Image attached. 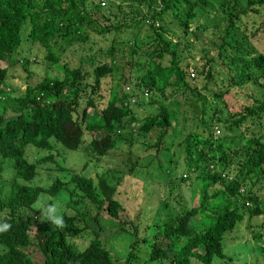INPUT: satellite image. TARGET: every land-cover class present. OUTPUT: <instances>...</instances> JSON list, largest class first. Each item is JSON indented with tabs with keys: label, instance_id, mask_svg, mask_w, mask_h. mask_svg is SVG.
Here are the masks:
<instances>
[{
	"label": "trees",
	"instance_id": "trees-1",
	"mask_svg": "<svg viewBox=\"0 0 264 264\" xmlns=\"http://www.w3.org/2000/svg\"><path fill=\"white\" fill-rule=\"evenodd\" d=\"M106 1L111 9L108 0H0V224H11L0 232V264H133L131 252L122 261L102 247L101 235L113 240L126 233L134 238L130 248L145 244L148 261L155 264L226 260L225 235L245 217L264 216V100L247 93L249 102L240 110L226 107L231 89L260 87L264 80V42L258 37L263 24L248 30L244 20L249 12L258 15L264 0H123L116 14L107 15L100 12ZM211 13H220L223 23L213 27L216 54L206 57L203 49L206 64L194 68L182 55L180 40L199 39ZM199 17L205 21L199 23ZM25 44L42 51V64L37 55L31 64L44 65L45 72L36 83H27L22 95L13 94L16 87L8 76L22 70L25 81L32 78L33 54L15 59ZM73 49L80 52L77 63L63 62ZM125 81L131 84L128 92L122 90ZM141 98L156 112L140 119L132 107H141ZM172 104L178 108H169ZM178 114L192 130L177 145L187 174L175 178L172 160L163 165L162 156ZM135 127L144 135L161 132L153 145L156 158L144 163L142 157L129 176L144 185L171 182L174 189L184 181L192 192L190 207L181 191L172 194V201L160 196L166 218L154 222L157 230L150 239L139 238L136 226L129 233L132 221L115 198L121 176L102 173L94 181L82 173L91 159L99 160L119 144L131 147ZM30 147L47 151L39 162L51 161L53 151L80 152L81 172L67 171V181L55 178L47 188L32 186L38 165L28 161ZM127 156L130 161L132 155ZM4 159L12 161L13 175L2 179ZM42 194L62 205L63 228L33 207ZM82 238L87 244L79 250Z\"/></svg>",
	"mask_w": 264,
	"mask_h": 264
},
{
	"label": "rangeland",
	"instance_id": "rangeland-1",
	"mask_svg": "<svg viewBox=\"0 0 264 264\" xmlns=\"http://www.w3.org/2000/svg\"><path fill=\"white\" fill-rule=\"evenodd\" d=\"M94 1L96 3H99V0ZM108 2L113 3L112 8L110 9L109 7H107L108 3L106 1L105 6L101 7L100 10V12H104L106 15L109 13L116 14L117 4L123 2V0H108ZM123 6H125V3ZM210 6L214 7V4L211 3ZM259 11L260 13L258 15L249 12L248 15L245 16L244 20L246 28H249L251 30H254L259 25L263 24V27L261 29L262 31L259 33L258 37L261 38V42H264V8H260ZM220 18V13H211L209 15L208 29L205 32H200V34H198L199 39L190 35L186 41L180 40V50L182 52V55L186 58L187 62H189L192 67H201L203 64H206L207 55L215 56L216 49L214 47V43L217 44L218 39L216 38L217 31H213V27L220 26L219 28H221V26H223V23L220 24ZM204 21L205 20H203L202 18H198L199 23H203ZM167 24L176 31L175 36L178 37L180 33H178L179 29L177 28L176 22H171L170 20V22H168ZM191 26L192 28H194L195 23H192ZM215 28L218 29V27ZM102 44L105 46L108 44V42L102 41ZM203 49H205L207 52L205 59L203 58ZM29 52L33 54V57H29L30 64L28 65V70L32 75V78H26L25 81L26 73H24L22 70H16L11 76H8V83L11 86L16 87L13 89V94L22 95L24 93L25 87L27 86V83L32 84L45 72L44 65H35L36 67L32 65L34 64V62H31L33 61L34 55H37L36 62L42 64V51L34 45L27 46V44H25L23 46V52H17L15 54V59L20 60L24 56H28L27 53ZM79 53L80 52L77 49L67 51L63 55V62H70L71 64L75 65L78 61ZM190 57L192 58V60H190ZM122 61L124 62L125 60ZM220 61L215 60L213 63L220 64ZM219 67H221V65L217 66L216 69L219 70ZM224 68L225 67H222L221 69ZM199 85L200 80L196 83L197 88ZM259 85L260 87H258L257 85L248 84L242 87H235L231 89L230 93L226 94V107H228L227 110L232 112L240 110L246 102H249V100L245 96L247 93L254 95L256 98L264 100L263 79L259 82ZM261 85H263V87H261ZM126 87L131 88V84L129 83V81L123 82L122 90L126 91ZM186 94L189 93L186 92ZM175 98L178 99V96L176 95ZM178 101L181 103L182 99H178ZM187 101L190 102L189 96H187ZM138 102L142 104L141 107L137 106L136 104L132 107L138 118L141 119L147 114H153L156 112V107H152L148 103H146V99L141 98L138 100ZM169 108L176 109L178 107L175 104H172ZM193 109V107H190L188 111L191 113ZM177 121L178 122L172 125L171 128H168L170 130L165 136L164 144L166 145V147L162 156V164L168 165L169 160H172L169 169L175 178H180L187 174V169L183 171L184 165L182 160V151L177 147V145L185 138L188 130H192V128L189 127L188 129L187 127H185V125L188 124L186 121L182 120L181 114H178ZM131 132L132 134L129 137L132 143L131 147H128L124 144H119L114 150L109 152L106 156L101 157L99 160H96V158L91 159L82 173H85V175H87L94 181H96L97 177L102 173L108 174L113 172L114 174H117V176H121L122 181L117 187L115 198L119 200L120 204L122 205L124 216L127 215L132 221L128 223L129 233H131V231L133 230V226H136L138 229L139 238L145 237L150 239L157 230L155 227L153 228L154 222L161 220V222L163 223L164 219L166 218V212H163L161 210L162 200L160 196L165 198L166 200L167 197H169V201H172V194L176 195L179 193V191H181L182 193L180 197L186 204V207H190V205H193L191 202L192 192L191 189L187 186V183H184V181H181L180 183L178 182L176 188L174 189L171 186V182H157L155 180H152L149 181L151 183L144 185L145 182L129 176L131 174L129 173L130 169L132 168L131 171L135 172L134 170L137 169V165L142 163V157L143 159H146L144 163L149 162V160L147 159L156 158L153 145L157 141V137L159 136L161 130L154 129V131L152 130L150 133L144 135L139 133L137 131V127H135V131L133 128V131ZM220 134H222V131H220ZM41 151L42 152L37 153L34 151L33 147L28 148V161L34 162L38 165L37 175L30 182L32 186H42L47 188L51 181L55 178L67 181L71 176V174L67 171L70 172L71 170L72 172H81V167L84 162L82 153L77 151L64 150L59 154L57 151H53V159L51 161L48 160L39 162V158L48 155L47 151ZM148 153H150L151 155H148ZM127 155H132V159L130 161H127ZM135 159L137 164H135L134 162ZM58 166L63 167L65 171H57L56 168ZM1 169L2 179L10 178L13 175L12 161L10 159L2 160ZM149 169L153 168L149 167ZM152 175L158 176V173L154 172ZM38 203H42L45 205L58 204L60 211L62 210V205L55 199H52L48 194H42ZM90 207L93 216L95 213V209L91 205ZM104 217L106 218L107 216L105 215ZM253 220H257L256 228L254 230H252L253 226H250L251 224H253ZM149 226L151 227L148 228ZM152 228L153 230H155L153 231ZM116 231H118V229H116ZM109 237H111V235H109ZM115 237L112 240L101 235V240L103 243L102 247L108 249L112 257H117L123 261L131 252L133 264H155L151 261H148L149 255L148 250L145 248V244L139 243L136 248L131 249L130 243L134 238H130L128 233L120 235L118 234ZM77 242L79 243V245H81V248H79V250H82L87 244V241L83 238L78 239ZM223 244H225L226 247V260L215 259L214 264H264V216L254 217L250 221L248 217H245L244 223L242 225L235 227L232 232L225 235ZM192 264L199 263L192 262Z\"/></svg>",
	"mask_w": 264,
	"mask_h": 264
},
{
	"label": "clouds",
	"instance_id": "clouds-1",
	"mask_svg": "<svg viewBox=\"0 0 264 264\" xmlns=\"http://www.w3.org/2000/svg\"><path fill=\"white\" fill-rule=\"evenodd\" d=\"M34 207L40 211V216H43L46 221L50 222L56 228H63L65 226L64 217L62 214H60V208L58 204L45 205L42 203H37L36 205H34ZM40 216L36 217V219H40ZM10 228L11 224L9 223L5 222L0 224V232H6Z\"/></svg>",
	"mask_w": 264,
	"mask_h": 264
},
{
	"label": "built area",
	"instance_id": "built-area-1",
	"mask_svg": "<svg viewBox=\"0 0 264 264\" xmlns=\"http://www.w3.org/2000/svg\"><path fill=\"white\" fill-rule=\"evenodd\" d=\"M126 91H129V87H126ZM216 133L218 134V131H216Z\"/></svg>",
	"mask_w": 264,
	"mask_h": 264
}]
</instances>
